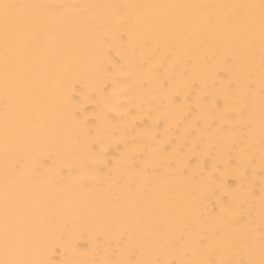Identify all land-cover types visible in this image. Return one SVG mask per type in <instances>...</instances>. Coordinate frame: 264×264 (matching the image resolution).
<instances>
[{"label":"snow or ice","instance_id":"obj_1","mask_svg":"<svg viewBox=\"0 0 264 264\" xmlns=\"http://www.w3.org/2000/svg\"><path fill=\"white\" fill-rule=\"evenodd\" d=\"M0 264H264V0H0Z\"/></svg>","mask_w":264,"mask_h":264},{"label":"bare ground","instance_id":"obj_2","mask_svg":"<svg viewBox=\"0 0 264 264\" xmlns=\"http://www.w3.org/2000/svg\"><path fill=\"white\" fill-rule=\"evenodd\" d=\"M82 2H110V0H82ZM155 2V0H153ZM81 243H86V238L81 239Z\"/></svg>","mask_w":264,"mask_h":264}]
</instances>
